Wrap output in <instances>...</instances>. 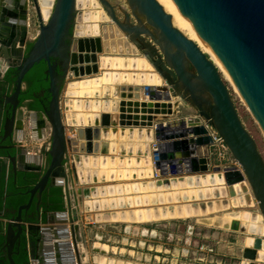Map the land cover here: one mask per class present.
I'll list each match as a JSON object with an SVG mask.
<instances>
[{
    "label": "water",
    "instance_id": "1",
    "mask_svg": "<svg viewBox=\"0 0 264 264\" xmlns=\"http://www.w3.org/2000/svg\"><path fill=\"white\" fill-rule=\"evenodd\" d=\"M87 1L88 4L81 8L78 0H0V56L22 52L20 62L14 67L17 76L13 92L6 98V110L10 113L7 112L9 116L3 124L0 149L13 150L7 158L15 173H25V195H28L27 202L18 206L15 217L7 218L5 212L0 213L1 218L8 220L5 231H2L8 264H17L13 255L24 235L31 236L37 243L38 256L36 260L31 258V264H84L79 246L82 234L78 233V223L75 224L79 220V205L74 209V217L65 211V206L63 210L55 211L40 207L46 190L52 187L66 189L69 176L76 184L86 185L78 190V196L84 211L95 213L94 222L129 224L126 233L133 232L132 225L136 226L134 233L139 234V224L187 218L183 213V202L188 211L192 210L193 215L190 212L188 215L193 217L229 212L232 208L258 207L264 218V158L242 122L229 88L214 62L199 45L174 26L172 16L158 0H127L130 11L120 9L121 14L119 6L109 0H96V5L91 0ZM175 1L215 52L264 131V0ZM92 10H103L107 20L98 22V34L78 37V18L83 12ZM2 14H9L15 20L5 22ZM107 27L116 39L128 44V53L106 51ZM33 28H37V36L27 42ZM78 51L84 53L81 55ZM85 52L88 56H84ZM113 58L121 59L116 66L114 64V68L119 66L115 70L118 77L124 74V81L117 80L109 89L102 84L103 91H97L92 96L71 93L70 90L79 84L98 79L113 68ZM139 59H143L149 67L138 68L136 63ZM41 62L46 63L50 98L41 109L24 110L22 105L26 100L21 101L20 96L25 90V77ZM75 65L82 68L92 66L95 73L74 75L71 69ZM71 75L78 78L69 81ZM155 79L158 80L155 82ZM126 98L136 101L127 103ZM120 99L123 101L120 102ZM141 99H145L142 105ZM175 99L178 103L169 106V116L179 113L176 108L183 101L188 102L196 114L177 119L167 117L148 125H137L130 119L131 111L137 113L139 107L145 110L148 105L150 109L152 102L171 103ZM76 104L81 107L83 115L72 122L71 118L75 120L78 114ZM125 107H128L127 110ZM163 111L167 112L166 109ZM120 112L119 122L117 113ZM202 118L218 131L236 166H213L210 154L212 138ZM118 124L121 127H117ZM14 128L17 129L16 138H11V145H4L7 133ZM27 128L34 139L49 140L47 151L43 150L37 156L27 153V147L22 145ZM80 128L87 143L98 140L96 146L98 150L100 145V156L75 153ZM72 129L74 132H70ZM153 142H156V150L151 152ZM117 149L121 154L117 159L120 164L126 161L132 166L135 158L125 159V155H144V161L151 167L148 178L154 177L152 156L157 157L155 168L162 178L125 185L106 184L107 181H115V175L107 179L97 173L87 176L82 173L85 158L98 159V166L102 167L109 159L115 160L113 156ZM70 151L73 153L70 154ZM141 174L133 178H147L144 173ZM204 180H209V183ZM95 182L104 185L92 186ZM184 182L194 184L199 195L190 198L184 194L180 199L179 193L174 195L169 191L176 190L170 188H177L179 183ZM131 184H140L144 189L143 195L132 194L135 204L133 200L131 202L130 193L123 195L121 192L115 196L117 187L123 190ZM149 188L152 191H167L159 193V202L153 196L154 201L152 199L150 203ZM67 193L65 190L64 196L70 203ZM37 196V221L34 222L29 212ZM74 199L77 200L76 195ZM175 202L181 203L169 209L155 207ZM153 207L154 217L143 218L142 209ZM137 210L142 212V217H138ZM175 210L179 216L174 215ZM57 221H66L70 225H56L54 222ZM222 227L247 231L249 236L245 239L244 248L264 251V225L251 222L245 226L234 220ZM83 246L87 248L86 242ZM241 264L264 263L244 258Z\"/></svg>",
    "mask_w": 264,
    "mask_h": 264
},
{
    "label": "rangeland",
    "instance_id": "2",
    "mask_svg": "<svg viewBox=\"0 0 264 264\" xmlns=\"http://www.w3.org/2000/svg\"><path fill=\"white\" fill-rule=\"evenodd\" d=\"M109 1H111V3L116 6H119L118 10L120 14V9L130 11L127 0ZM103 24L104 23H100V25ZM97 54L100 55L101 53ZM77 78L78 77L71 75L69 77V81L75 80ZM224 81L229 88L231 97L234 101L242 122L257 142L258 148L264 158L263 129L259 125L253 113L250 111V109H248V106H246V101H243L242 97L234 91L232 86H230V84L225 79ZM125 100L127 103H133L134 101H136V99L130 98H127ZM139 101L142 105V99ZM172 104L174 103L152 102V104H149L151 110L149 109L148 105L145 106V110H143L142 107H139V111L137 113L133 111L130 114L132 115L130 119H132L133 122L136 121L135 123L137 125H148L149 123L155 124V122L165 120L167 117H169L168 109ZM172 108V110L175 109L173 106ZM156 109H160V112H156ZM164 109H166L167 112H164ZM182 110L183 112L186 111L185 109ZM70 132H74L73 129ZM136 160L137 159L133 160V163L131 164L132 166H130L129 164L122 166L119 165V168H123L126 166L127 169H118L119 176L116 180H119L120 177L122 179L119 181L129 180V178L142 175L141 173H144L146 177L147 175H150L151 167L148 165V162L142 159L139 160V163H136ZM147 168L149 169L148 172L146 171ZM128 170L130 172H128ZM91 175H93V173ZM135 185L136 184H131L129 188H125L123 190L117 187L115 196H117L121 192L124 193L123 195L130 193L129 195H131L132 197L131 202L132 200L134 201L135 198H133L132 194L141 193L144 190L140 184H137L138 186ZM170 189H176L169 191L174 195L176 193H179L180 199H182L183 193H185V191L186 196H189L190 198L193 197V195H195V197L199 195L197 190L198 188H190L185 182L179 183L177 188L171 187ZM204 189H206V187H204ZM149 191V201L151 203L153 199L151 197L155 196L157 202H159V193H162L163 191L165 193L167 190L163 189L161 190L162 192H160L156 189L152 191L149 188ZM189 193H192L193 195H190ZM135 202L136 201H134V204ZM181 202H175L170 205L165 204L161 206L155 204V207H158L159 210H162L163 207L169 209L170 206L177 207V205H180ZM181 205H184L185 208L183 213H187L185 217H193L191 216L193 215L192 210L189 209L190 211H188L186 209V203L183 202L181 203ZM153 209L155 208H150V210L142 209L144 215L143 218H146V216H148L149 219L153 218L155 215ZM176 211L177 210H175V213ZM258 211V207L240 210L232 208L229 210V212L223 211L226 213H215V217L217 218H211V220L202 219L201 221H203V223L201 221H196V219L194 218H187L179 220L178 222H171L170 225L166 226L155 222H149V224H146V228L149 231L147 234H145V236L133 232L127 234L123 229L118 228L114 237L111 238V242L109 240V242L113 245H118L122 248L124 247V250H119V252H116V254L110 252L102 253L100 250H94L93 243L98 239L94 235H91L88 241L89 246L88 248L84 249L83 261L84 264H241V261L244 259L243 251L245 247V239L249 236V234L247 233V231H232L230 229H225L222 226L224 223H227L226 220L233 214H237L239 215L240 219H243L242 217H244L245 214L251 215L257 213ZM189 212L191 213V215H188ZM137 215L139 218L142 217V212L140 210H137ZM169 215H171L170 211ZM139 226L142 227L141 224H139ZM102 241L106 242L107 240L106 238H103ZM128 248L134 249L135 251L131 252V254H128ZM101 256H106V258L109 259H105Z\"/></svg>",
    "mask_w": 264,
    "mask_h": 264
},
{
    "label": "crops",
    "instance_id": "3",
    "mask_svg": "<svg viewBox=\"0 0 264 264\" xmlns=\"http://www.w3.org/2000/svg\"><path fill=\"white\" fill-rule=\"evenodd\" d=\"M2 16H4L5 22H7V21L12 22L15 20L14 17H12L9 14H2ZM37 33H38L37 28L36 29L35 28L30 29L27 42L33 41L35 39V37L37 36ZM23 50H25V48ZM21 55H22V52L16 53V54H14L13 52H10L8 55L1 54V56H0V61H1V63H0V130H1V132H0V144L2 143L3 127H4L3 124L5 121V117H6V111H5L6 107H5V103L3 102V100L14 89V83L7 80L6 74L10 69L14 68L18 62H20ZM140 55H142V54L140 53ZM111 71H114V70H111ZM84 77L87 78V76H84ZM23 87L25 88V83H24ZM80 90H81V88H78L77 91L80 93ZM83 99H85V98H83ZM86 99H92V98H86ZM121 101H123V100L120 99V102ZM142 101H145V99H142ZM31 103H32V100H26V103H25L26 105L23 106L24 107L23 109L27 110L25 108H28L29 110H32L30 107ZM176 103H178L177 100L174 104H176ZM150 104H152V103H150ZM120 107L123 108V106H120ZM125 109L127 110L126 107H125ZM131 109H133V108H131ZM182 109H185L186 111L183 112ZM176 110L179 111V113H174L173 115L169 116L168 119H177V117H181V116H194L196 114V111L186 101H183L180 104V107L178 109L176 108ZM131 112H133V111H131ZM92 113H94V112H92ZM101 113H103V112H101ZM110 114H112V113H110ZM117 114L119 115V122H120L121 112L117 113ZM117 127H121L120 124H118ZM7 136H8V138L5 140L4 145L9 146L12 144L11 138L15 139L17 136V129L16 128H14L13 130L11 129L7 133ZM117 142H119V141L117 140ZM153 143H151V152H153V149H152ZM22 145L26 146L27 147V153H30L33 156L39 155V153L43 150L47 151L50 147V143H49V140L47 138H45L43 140L34 139L33 134L29 131L28 128L26 129V133H25V137H24V140L22 142ZM0 150H8L10 153H13V150H11V149H0ZM119 151L120 150L117 149L114 156H113V157H115V160H117V159H119V157H121V154ZM72 153L73 152L70 151V154H72ZM75 153L82 154V155L85 154V155H98V156H100L101 155L100 145H99V150L96 152L90 153V152H86V151L82 150L81 152L75 151ZM5 155H2V156L0 155V203H1L0 213L5 212V208H4L5 203H6L5 201H6L7 197L9 195H11L10 192L15 190V189L22 187V183H24L23 179H24V175H25V173L23 171H18L17 173H15L11 162L9 161L8 158L4 157ZM124 157H125V159L128 157H131V159H134V158H143L144 159L145 158L144 155H141V156H136V155L127 156V155H125ZM87 159H89V161H88L89 163L85 162V167H84V170L82 171V173L85 176H87V173L85 174V172L88 171L89 175H91L92 173H93V175H95L97 173V175H99V177H100V175H102V176L105 175L107 179H110V177L112 175H111V173H109V171H111L113 169L114 172H112V171L111 172L113 173V175H115V178L118 179V176H119L118 169H127L126 166L123 168H119V164H117V165L109 164V161H111L110 159L108 160L106 165L102 164V167L98 166L99 165V163H97L98 159H95L94 157H89ZM43 161H45V158ZM212 161H213V166L214 165H220L223 168L224 167H230V166H236V163L234 161H232V159H230V158H228L226 161H220L217 158L212 157ZM90 162L96 163L97 167H91L92 165L90 164ZM20 169H21V166L18 167V170H20ZM152 169L154 172L153 178H143V179H140L139 177L138 178H129V180H122V181H119V180H115L113 182L107 181L106 184H124V183L146 181L149 179H161L162 177L160 175V172L157 169H155L154 167ZM155 172H158V174H159L158 177H155ZM67 184H68V186H66V189L64 187H60L62 189L63 198H64V203L62 206L63 208H61V210H63L64 206H65V211L69 212L70 217H74V215H75L74 209H75V207H78V205H79V209H78L79 220L75 224L78 223V226H79L78 233L82 234V239H83L82 241H79L80 253H81L82 260L84 258L83 243L86 242L87 248H88V246H89L88 241H89V237L91 235L92 236L94 235L98 239L97 241H94V243H93V249L94 250H100L102 253L110 252L113 254H116V252H119V250L120 251L124 250V247L122 248V247H119L118 245H113L110 242H111V238L114 237V235L116 234V231L118 230V228H121L124 231H126V228H127L126 226L129 224H120V223H114V222L108 223V224H96L94 222V214L95 213H86L82 207L81 198H80V196H78V190L86 187V185L76 184L73 180H71L70 176H69V180H68ZM91 185L92 186H99V185H104V183L95 182ZM65 190H66V192H68L67 194H68V199L70 198V203H67V199L64 196ZM75 195H76L78 201L74 199ZM141 195H143V192H141ZM42 210H45V209L42 208ZM51 211H55V210H51ZM223 213H226V212H223ZM215 216H216V214H211V215H206V216L190 217L189 219L194 218V219H196V221H201L202 219L211 220V218H217ZM187 218H179V219H175V220L159 221V222H155V223L162 224L163 226L164 225L166 226V225H170L171 222H175V221L178 222L179 220L187 219ZM7 222H8V220L6 218L4 219V218L0 217V232L5 231L6 226H7ZM201 222L203 223V221H201ZM229 222L230 221L228 220L227 223H229ZM54 223L56 225H66V227H69V225H70L69 222H66V221L65 222L64 221H57ZM146 224H149V222L141 224L142 227H140L139 225L137 226L139 229V234H141L142 236H145V234H147L149 231L146 228ZM210 224H212V223H210ZM131 229H132L131 231H133V233H134L136 226L132 225ZM80 237H81V235H80ZM103 238H106L107 241L103 242L102 241ZM27 239H28V250H29L30 260L32 257H35V260H36L37 256H38L37 243H35V240L31 236H28ZM109 240H110V242H109ZM114 250H117V251H114ZM127 250H128L127 251L128 254H131V252L135 251L134 249H129V248ZM101 257H104L105 259H109V258H106V256H101ZM33 264H36V263H33Z\"/></svg>",
    "mask_w": 264,
    "mask_h": 264
},
{
    "label": "bare ground",
    "instance_id": "4",
    "mask_svg": "<svg viewBox=\"0 0 264 264\" xmlns=\"http://www.w3.org/2000/svg\"><path fill=\"white\" fill-rule=\"evenodd\" d=\"M158 1L164 7L165 11L172 16V20H173L174 26L179 28L187 37H189L197 45H199V47L203 50V52H205L209 56V58L214 62V64L217 66L219 71L222 73V76L224 77V79L230 84V86H232L234 91L239 96H241L243 101H244L245 99H244L243 95L241 94V92L239 91L237 85L233 81L232 77L229 75V73L227 72V70L225 69V67L223 66V64L221 63V61L219 60V58L215 54V52L211 49V47L208 45V43L202 37L200 32L195 28L193 23L185 15V13L183 12V10L179 6V4L175 0H158ZM91 2L93 4H95V5L97 3L96 0H91ZM87 4H88L87 0H78V6L81 7V8L82 7L84 8ZM102 20H107V17L105 15V13L103 12V10H97V11L92 10L91 12H86V11L83 12L82 17L80 16V18H78V24L76 26V34H77V36L81 37V36H85V35H88V34L89 35L98 34L99 33L98 22L102 21ZM85 23H87V24L90 23V24H88L86 26ZM105 34H106V38H107L105 40V49H106L107 52L112 53V54L113 53H120V52H125V53L129 52L130 49H129L128 44L125 41L121 40V39H116L114 37V35L111 33V30H110L109 27H107L105 29ZM77 47H80V44H77ZM78 49H80V48H77V50ZM78 52L81 55L84 53V52H80V51H78ZM84 56H88V54L85 52ZM112 62H113V66L112 67L114 68V64L116 66V63H120L121 59L113 58ZM136 64H137L138 68H143V66L149 67V65L148 64L146 65V63H145V61L143 59H139ZM118 67L119 66H117V68ZM113 68H111L110 70L106 71L104 73V75L103 76L101 75L100 78H98V79H91V80H88V81H86L84 83L79 84L78 87L74 88L73 90H70L71 93L74 94V95H79V96L80 95H85V94H88V95L92 96L97 91H100V90L103 91V87H101L102 84H103V86L105 85L104 87L107 86V88L109 89V87L112 86L114 83H116L117 80L118 81H124V77H123L124 74L121 73L119 75V77H118L117 76V72L115 70L117 68H114V69ZM93 70H94V68L92 66L91 67H83L82 68V67H79L77 65L73 66L72 69H71L72 74H74V75H82V74L85 75L87 73H95V71H93ZM111 70H114V71H111ZM128 77L130 79L131 75H129ZM157 80L158 79H155L154 81L156 82ZM78 88H81L80 93L77 91ZM76 102H77V100H76ZM175 102H176V99L173 100L172 103H175ZM162 103H165V102H162ZM245 104H247V103L245 102ZM76 105H77L76 113H78V114L76 115L77 117L75 118V120L73 118H71L72 122H75L78 119V117H79V119H81L82 115H83L82 109L79 106V104H76ZM246 106H248V105H246ZM248 109H250L249 106H248ZM72 113L70 115L74 116V114H72ZM77 134L79 135L78 136L79 140L75 144V149L77 151L84 150L86 152H96V151L99 150V148L97 150V146H96V142H98V140H96L92 144L91 143H87V141H85V139L83 138L84 134H83V129L82 128H80L77 131ZM140 146L143 147V145H140ZM135 159H137L136 163H139L140 162L139 160H142L143 158H135ZM88 161H89V159L86 158L85 162L89 163ZM90 164L92 165L91 167H97L96 163L90 162ZM109 164H111V165L112 164L113 165L119 164L120 166H122V165H127L128 163L125 161L124 164H120V162L118 160H115V161H109ZM129 170H128V172H130ZM148 170L149 169L147 168L146 171L148 172ZM111 171L114 172L113 169ZM111 171H109V173H111V175H113V173ZM86 173L88 174V171H86L85 174ZM126 173H127V171H126ZM206 181L207 180H204L203 182L209 183V180L207 182ZM185 183L190 188L196 187L194 184L193 185H189L187 182H185ZM195 184H196V182H195ZM185 193H186V191H185ZM185 193H183V195ZM175 214L179 216L178 213H174V215ZM186 214L187 213H185L184 215H186ZM242 218L243 219H240L239 215L233 214V215L230 216V218L227 219V221L229 220L230 222H232L234 220H238V221H240V223H242L245 226H247L251 222L257 223L259 225H264L263 216L260 214L259 211L257 213L251 214V215L245 214L244 217H242ZM225 219H226V217H225ZM243 252H244L243 253V258L248 259V260H250V261H252L254 263H258V262L264 263V251L263 250H255V249H250V248H244Z\"/></svg>",
    "mask_w": 264,
    "mask_h": 264
},
{
    "label": "trees",
    "instance_id": "5",
    "mask_svg": "<svg viewBox=\"0 0 264 264\" xmlns=\"http://www.w3.org/2000/svg\"><path fill=\"white\" fill-rule=\"evenodd\" d=\"M59 71L61 68L59 67ZM17 76V70L15 68L10 69L6 78L10 82L14 83ZM25 82H27V88L21 93L20 99L24 100H32L30 107L32 110L41 109L42 105L48 102L50 98V94L48 92L49 80L47 75V67L45 62H41L36 64L30 72L25 77ZM4 144V143H3ZM10 154L8 150H0V155ZM22 187L15 189L10 192L6 199V208L5 213L7 218L15 217L17 213V208L19 205L26 203L28 200V195H25V181L23 179ZM38 196L35 199V204L33 205L31 211L29 212V216L32 221H37V212H36V201L38 200ZM64 198L63 192L60 187H52L48 188L45 194L42 197L40 207L47 210H61L63 208ZM1 208V203H0ZM30 221V220H29ZM4 237L2 235V231L0 232V264H8L6 250L2 249L4 244ZM17 264H31L28 250V239L27 236L24 235L21 241L20 246H16L15 253L13 255Z\"/></svg>",
    "mask_w": 264,
    "mask_h": 264
},
{
    "label": "built area",
    "instance_id": "6",
    "mask_svg": "<svg viewBox=\"0 0 264 264\" xmlns=\"http://www.w3.org/2000/svg\"><path fill=\"white\" fill-rule=\"evenodd\" d=\"M201 121L208 130V134L212 138V143L210 145L211 156L217 158L220 161H226L228 158H230L232 159V161L236 163L235 159L232 157L228 147L225 145L218 131L212 125L209 124L208 120L202 118ZM152 149L153 151L156 150V142L152 144ZM152 160H153V167L155 168V163L156 161H158V158L152 156ZM158 175H159L158 172H155V177H158Z\"/></svg>",
    "mask_w": 264,
    "mask_h": 264
},
{
    "label": "flooded vegetation",
    "instance_id": "7",
    "mask_svg": "<svg viewBox=\"0 0 264 264\" xmlns=\"http://www.w3.org/2000/svg\"><path fill=\"white\" fill-rule=\"evenodd\" d=\"M26 88H27V82H25V90H26ZM12 92H13V91H12ZM12 92H11V93H12ZM11 93H10V94H11ZM10 94H9V95H10ZM7 96H8V95H7ZM6 98H7V97H5V99L3 100V102L5 103V107H6V102H7V101H6ZM25 105H26V104L24 103L22 106H25ZM21 109H22V108H21ZM21 109H19V114H18V117H19V118H20V116H21V114H20V110H21ZM7 112L10 113L9 110H6V117L9 116V114H8ZM6 117H5V118H6ZM2 138H3V137H2ZM44 156H45V155H44ZM4 157L7 158V155H5ZM44 158H45V157H44ZM2 249H5V248H2ZM5 250H6V249H5ZM6 254H7V251H6Z\"/></svg>",
    "mask_w": 264,
    "mask_h": 264
}]
</instances>
